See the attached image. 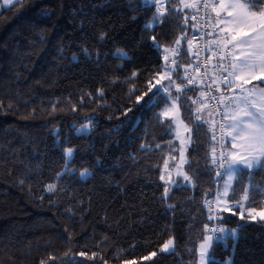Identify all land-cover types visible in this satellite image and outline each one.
Here are the masks:
<instances>
[{
  "label": "trees",
  "instance_id": "1",
  "mask_svg": "<svg viewBox=\"0 0 264 264\" xmlns=\"http://www.w3.org/2000/svg\"><path fill=\"white\" fill-rule=\"evenodd\" d=\"M159 4L22 0L0 12V264H198L205 225L216 223L213 126L197 138L195 93L181 72L170 76L191 105V117L180 107L191 127V180L165 183L179 147L174 121L158 117L163 100L145 101L170 83H156L168 50L181 44L188 56L197 28L189 19L195 8L180 0L175 8L165 2L154 21ZM251 172L228 199L239 206L248 182L246 209H261L255 186L264 189V171ZM219 216L237 239L214 244L211 264H264V220L240 207ZM169 240L174 251L162 252Z\"/></svg>",
  "mask_w": 264,
  "mask_h": 264
},
{
  "label": "snow or ice",
  "instance_id": "2",
  "mask_svg": "<svg viewBox=\"0 0 264 264\" xmlns=\"http://www.w3.org/2000/svg\"><path fill=\"white\" fill-rule=\"evenodd\" d=\"M3 2L8 5L12 4L13 0H3ZM165 2H171L173 8H175V0H144L147 7L155 6L157 3L161 5L160 8L156 9L153 17L154 21L159 22L163 16L161 8H163ZM180 2L185 8H195L197 10L201 5V0H192V2L180 0ZM15 3H22V0H15ZM202 7L214 13L210 16V21L214 22L212 27L214 31H217L216 39L209 41L206 45L207 51L211 53L212 57H218V62L227 59V67L223 63H219L218 68L222 73H227V76H222L219 79L222 80L228 90L233 92V95L227 98L229 103L224 106V111L221 113L222 120L227 123H219V146L210 147L211 163L223 170L215 174L227 176V180H225L226 195L227 189L234 179L241 182L244 177H247L250 182L252 169L258 168L264 171V87L247 89L243 87L252 79L264 82V0H202ZM213 47L215 50H213ZM118 55H121L122 58V54ZM172 63L176 64L177 62L173 60ZM257 73L261 75H257ZM161 79H169V85L157 88L152 96L145 101V105L155 107L163 100L164 108L157 115L158 117L168 118L170 125L172 121L178 119L181 104L191 117L192 112L191 105L188 103V93L180 85H175L171 81L170 75L163 76ZM216 82L217 78L214 77L212 83L215 84ZM156 83L159 84L160 81L157 80ZM188 83H192V80L189 79ZM172 86L176 88L177 95L175 96L170 90ZM152 87H155V85H152ZM236 88L241 90L239 95L235 94ZM208 89L207 92H200V97L203 99L199 100L196 113L201 112L209 99L216 100L218 104L223 103L225 99L223 96L212 95L211 84L208 85ZM165 93L166 96L162 95ZM192 103H197V101H192ZM209 115H211V112ZM180 123H183V121H180ZM192 123L195 125L197 138H199V132L204 128V124H216L215 121L202 120L200 115H196ZM187 130L191 132V129ZM77 131L79 134H87L89 128L85 125ZM225 137H228V139H225ZM188 139L191 142L190 136ZM211 139H217L215 129H213ZM225 144L228 145L227 148H225ZM72 154L73 149L68 148L66 156L70 159ZM65 166H68L67 162ZM178 174L183 175L184 181L191 180V177L182 171ZM80 175L82 177L87 175V169L81 172ZM161 179L163 180L164 177L161 176ZM181 186L176 185L177 188ZM54 190L55 186L50 185L49 191ZM255 191L264 193V189H261L260 186H255ZM163 195L164 197L168 196V188L164 189ZM248 199L247 188H244L242 200ZM168 206L170 208L174 207L171 204ZM239 206L242 207V205ZM223 210L231 211L228 207ZM254 211L255 209H249V215L252 219L256 218L251 215ZM258 215L261 220H264V211L258 213ZM208 219L212 220L213 217L210 215ZM215 219L221 223L212 227L205 225L208 235L203 238V242L199 245L198 264H211L214 257L210 250H213L214 244L226 243L229 239H237V230L224 227L223 217H216ZM241 219H243V214H241ZM170 249L174 251L172 240L165 243L161 251L168 252ZM81 255H84V253H81ZM152 255H156V253Z\"/></svg>",
  "mask_w": 264,
  "mask_h": 264
},
{
  "label": "built area",
  "instance_id": "3",
  "mask_svg": "<svg viewBox=\"0 0 264 264\" xmlns=\"http://www.w3.org/2000/svg\"><path fill=\"white\" fill-rule=\"evenodd\" d=\"M192 2V0H189ZM212 13L208 9H204L201 5L199 6V10L194 9L190 14L189 19L192 20L196 24V34L192 39V46L194 48V53L192 55L186 54V50L183 45L177 44L172 46L169 49L171 54V75L177 74V72H181L182 77L185 81V85L192 89L195 93V96L192 101H197V103H192L194 106V117L196 115H200L203 119L204 112H211V116L213 121L216 122L214 126L215 135L217 137L214 140V146H219L220 142V131H219V123H227L222 120L221 113L224 111V106L229 103L228 97L233 95V92L228 90L227 87L222 83V80L219 79L222 76H227V73H222L218 70L219 63H223L225 67H227V59L222 62H218V57H212L211 53L207 51L206 45L209 41L216 39L217 31L213 30L212 23L210 21V16ZM194 17V18H193ZM174 50V51H173ZM213 50L215 48L213 47ZM198 53V55H197ZM211 57V59H209ZM175 60L177 63L173 64L172 61ZM206 65V67H205ZM217 78V82L215 84L212 83L213 78ZM191 79L192 83H188V80ZM239 83V82H237ZM212 85V95L217 97L223 96L225 99L223 103L218 104L216 100H208L207 105L201 110L200 113H196V108L199 105V100L203 99L200 97L201 91H209L208 85ZM219 88V90H217ZM240 88L235 89V94L239 95ZM225 139H228L225 137ZM225 148H227V144H225ZM218 155V153H217ZM217 167V166H216ZM223 171L217 167V172ZM225 176L218 175L217 179V188L215 190L213 199L209 203L210 209L215 213V218L220 217L218 212L219 201L223 196V179ZM220 224L217 222L215 225ZM213 225V226H215ZM212 227V226H211Z\"/></svg>",
  "mask_w": 264,
  "mask_h": 264
},
{
  "label": "rangeland",
  "instance_id": "4",
  "mask_svg": "<svg viewBox=\"0 0 264 264\" xmlns=\"http://www.w3.org/2000/svg\"><path fill=\"white\" fill-rule=\"evenodd\" d=\"M13 4H15V0H13L12 4H8V5L4 4V2L2 1V3L0 4V12L4 8H8V7L12 6ZM159 6H160V4H159ZM212 15H214V13H212ZM166 57H167V59H166ZM169 63H170V56L167 53L165 55V68H164L162 77L170 75V73H169V67H170L169 65L170 64ZM257 75H261V74L257 73ZM164 80L163 79H162V81L160 80V83L163 82ZM260 82H262V81L252 79V80H250L249 83L244 84L243 87L245 89L252 88V87H260V85L258 84ZM208 114H209V112H208ZM208 114H207V112H204V119L203 120L204 121H213L212 117L208 118ZM166 119H168V118H166ZM180 121H183V123H180ZM173 123H174L175 135H176L179 147L177 148L178 152L176 151L175 154L173 153L174 156H170L167 163H166V167L164 168V173H163V177H164L163 181L169 185L174 186V185H178V184L180 185L182 183L188 182V181H184L183 175H180L178 173L182 171L183 173L187 174L186 165H187L188 160H189L188 156H189V149L191 146V142H189V139H188L189 136L191 137V132H189L187 129H191V127L186 122H184V120L182 119L181 111H179V113H178V119L175 120ZM252 170H255V169H252ZM225 180H227V176H226ZM225 180L223 182V191H222L224 195L222 196L221 200L219 201V206H218L219 214H220V210L223 211V209L225 207H228L230 209L240 207V206H238L237 201H236V203H231V201H230L231 196H232V188L234 186L236 179H234L231 182V186L227 189L226 195H225ZM249 190H250V185L247 182L248 197L250 194ZM228 197L230 199H228ZM249 200H250V197L248 200H243V201H241V203H239V205H242V207H240V208L243 210V213L248 214V215H249V209H246V206H248ZM261 207H262L261 209L250 208V209H255V211L251 213V215H254L256 217L255 220L260 219V216L258 215V213L264 211V201H263ZM214 215H215V213H214ZM172 241H173V245H174V240H172ZM172 251L173 250L170 249L168 252H165V253H171Z\"/></svg>",
  "mask_w": 264,
  "mask_h": 264
},
{
  "label": "crops",
  "instance_id": "5",
  "mask_svg": "<svg viewBox=\"0 0 264 264\" xmlns=\"http://www.w3.org/2000/svg\"><path fill=\"white\" fill-rule=\"evenodd\" d=\"M190 52L193 53L194 51H193V50H190ZM167 53H168V55L170 56V53H169V52H167ZM170 62H171V56H170ZM169 64H170V65H169V66H170V67H169V70H170V68H171V63H169Z\"/></svg>",
  "mask_w": 264,
  "mask_h": 264
},
{
  "label": "bare ground",
  "instance_id": "6",
  "mask_svg": "<svg viewBox=\"0 0 264 264\" xmlns=\"http://www.w3.org/2000/svg\"><path fill=\"white\" fill-rule=\"evenodd\" d=\"M193 108V107H192ZM193 116H194V114H193ZM194 119H195V117H194Z\"/></svg>",
  "mask_w": 264,
  "mask_h": 264
}]
</instances>
